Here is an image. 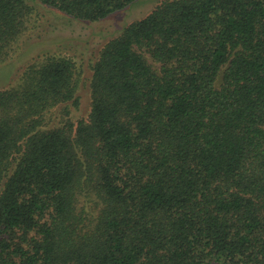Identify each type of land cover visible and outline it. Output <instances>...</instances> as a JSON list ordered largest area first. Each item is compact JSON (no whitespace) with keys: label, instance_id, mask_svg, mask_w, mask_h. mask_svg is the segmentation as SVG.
Returning <instances> with one entry per match:
<instances>
[{"label":"trees","instance_id":"1","mask_svg":"<svg viewBox=\"0 0 264 264\" xmlns=\"http://www.w3.org/2000/svg\"><path fill=\"white\" fill-rule=\"evenodd\" d=\"M135 1L0 0V264H264V0H158L87 59L27 53L44 10Z\"/></svg>","mask_w":264,"mask_h":264},{"label":"rangeland","instance_id":"2","mask_svg":"<svg viewBox=\"0 0 264 264\" xmlns=\"http://www.w3.org/2000/svg\"><path fill=\"white\" fill-rule=\"evenodd\" d=\"M157 1L136 0L129 6L113 13L102 22L96 24L68 18L54 10H44L40 24L41 28L36 31L33 38H44L46 41L30 44L27 48V53H30L37 48L36 46H41L44 43L49 49L64 52H68L70 48L76 45L80 47L84 45L83 56L87 59L92 56L94 51H97L106 38L113 35V33L119 32L126 22L148 13ZM18 65V61H11L8 65L0 67V88H3L5 84H8L15 77Z\"/></svg>","mask_w":264,"mask_h":264}]
</instances>
